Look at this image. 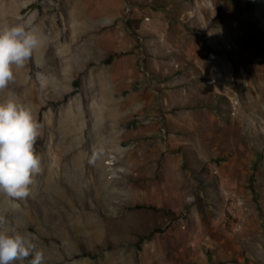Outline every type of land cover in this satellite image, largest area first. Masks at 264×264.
Returning <instances> with one entry per match:
<instances>
[{"label": "rangeland", "instance_id": "1", "mask_svg": "<svg viewBox=\"0 0 264 264\" xmlns=\"http://www.w3.org/2000/svg\"><path fill=\"white\" fill-rule=\"evenodd\" d=\"M24 22L0 100L42 171L6 226L45 264H264V0H0Z\"/></svg>", "mask_w": 264, "mask_h": 264}, {"label": "clouds", "instance_id": "2", "mask_svg": "<svg viewBox=\"0 0 264 264\" xmlns=\"http://www.w3.org/2000/svg\"><path fill=\"white\" fill-rule=\"evenodd\" d=\"M43 38L28 22L0 25V93L15 80L41 47ZM41 125L32 108L12 93L0 100V194L22 201L31 196V186L42 171L35 145ZM0 215V264H45V252L28 234L6 226Z\"/></svg>", "mask_w": 264, "mask_h": 264}]
</instances>
